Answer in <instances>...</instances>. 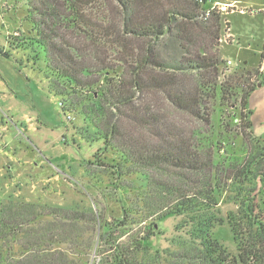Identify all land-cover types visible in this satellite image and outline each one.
Instances as JSON below:
<instances>
[{
    "label": "rangeland",
    "instance_id": "rangeland-1",
    "mask_svg": "<svg viewBox=\"0 0 264 264\" xmlns=\"http://www.w3.org/2000/svg\"><path fill=\"white\" fill-rule=\"evenodd\" d=\"M240 3L247 13L237 12L231 18L219 13L221 27L216 50L221 59L225 56L227 60L222 59L218 82L235 72L248 71L251 76L244 88L254 89L247 98L246 109H241L234 100L221 106L216 103L210 124L205 127L211 140L218 144L220 161L226 166L236 163L244 169L261 154L263 162L251 169L264 179V0H240ZM33 4L39 6L37 0H0V213L11 208L37 216L33 229L59 241L44 245L43 252L61 253L66 264H117L110 245L135 251L137 240L146 235V227L152 222L156 224L154 233L147 241L140 240L142 250L132 256L134 264H212L195 258L190 250L204 241L194 234L195 225L187 223L188 216L156 221L163 213L145 215L153 211L151 202H155L158 193L156 184L165 186L176 170L166 166L162 167V173L160 168H136L137 173H132L131 163L103 147L102 132L97 128L100 121L93 113L98 98L88 94L85 99L79 95L70 101L50 92L46 54L34 43L36 33L30 20L39 17L29 15ZM257 9L263 12L248 15V10ZM230 26L238 37L231 36L226 44ZM57 34L63 37L65 34V40L79 45L70 31L60 29ZM237 47H249L246 61L250 67L234 57ZM161 52L163 59L168 51ZM2 53H7L8 58ZM227 61L231 64L227 65ZM117 74L110 76L120 79L121 73ZM98 84L94 90L99 88ZM150 97L172 131H187V125L198 127V123L187 124L185 114H175V121L171 110L162 108L164 101L160 95L152 93ZM247 110L249 136L245 135L248 131L242 118ZM128 112L131 113L125 111V117L120 114L116 118L120 130L128 140L147 137L149 142H144L155 146L157 131L153 130L152 136L149 129L137 127L127 117ZM253 176L249 175L244 182L240 178L234 184L232 181L230 190L221 192L217 206L207 213L214 224L210 240L230 259L238 258L240 246L254 257L264 256L260 240L252 237L255 225L251 223L254 218L264 219L260 218L264 209V182ZM246 199L248 206L244 203ZM124 216L125 224L120 227ZM113 227L109 244L103 243L102 234ZM20 250L14 246L4 255L7 263L1 264H16L22 259Z\"/></svg>",
    "mask_w": 264,
    "mask_h": 264
},
{
    "label": "trees",
    "instance_id": "trees-1",
    "mask_svg": "<svg viewBox=\"0 0 264 264\" xmlns=\"http://www.w3.org/2000/svg\"><path fill=\"white\" fill-rule=\"evenodd\" d=\"M209 1L37 0L39 6L33 4L29 15L39 17L30 21L36 33L34 43L46 54L50 92L70 101L73 96L85 99L88 94L98 98L93 113L100 121L96 127L102 132L104 149L114 150L131 163L132 173H137L136 168H160L162 173L166 166L176 170L165 186L156 184V200L150 201L153 211L146 213V217L163 213L156 220L160 221L170 216H188L187 223L195 225L194 234L204 241L190 250L202 261L250 264L254 259L255 264H264V256L254 257L242 246H238V258L230 259L210 240L214 224L207 213L217 206L218 195L229 191L232 181L234 184L238 178L244 182L253 174L259 182L264 179L251 169L263 162L261 154L244 169L236 163L226 166L220 161L218 144L211 140L205 127L210 124L216 103L221 106L234 100L246 109L247 98L254 89L244 88L251 76L248 71L235 72L218 82L223 64L216 50L221 16L214 11L205 17ZM60 29L76 35L74 39L79 45L65 40V34H57ZM161 51H168L165 58L170 61L161 59ZM119 72L120 79L110 76ZM96 84L99 88L94 90ZM152 93L161 96L162 108L168 107L175 121V114H185L187 124L198 123V127L187 125V131H172L151 102ZM125 111H131L126 113L127 117L137 127L149 129L148 134L153 136L152 131H157L155 146L144 142H149L147 137L128 140L116 121L120 114L125 117ZM248 114L247 110L246 115H241L247 136L251 135ZM244 203L249 205L247 199ZM8 209L0 213V264L7 263L4 255L14 246L21 249L22 258L16 264H66L61 253L43 252L44 245L59 241L33 229L37 216L28 215L27 210ZM261 214L260 218L264 217V209ZM125 219L126 216L119 222L120 227ZM251 223L255 225L252 237L260 240L264 248V219L254 218ZM155 225L152 222L146 227V235L137 240L135 251L110 245L117 264H134L132 256L142 250L140 240L147 241ZM113 230L114 227L102 234L103 243L109 244Z\"/></svg>",
    "mask_w": 264,
    "mask_h": 264
},
{
    "label": "crops",
    "instance_id": "crops-1",
    "mask_svg": "<svg viewBox=\"0 0 264 264\" xmlns=\"http://www.w3.org/2000/svg\"><path fill=\"white\" fill-rule=\"evenodd\" d=\"M211 3H219V4H222V5H231L235 8L234 11H232L231 13L229 14H226V16L228 15V18H231L232 15H234L235 13H247L245 9V6L243 7V4L240 3V0H210ZM246 4V3H244ZM244 8V9H243ZM248 8H251V7H248ZM263 12V10H260V9H257V11H253V10H248V15L249 16H257V15H260L261 13ZM229 22H230V19H229ZM230 25H231V22H230ZM230 35L232 36V38L236 39V37H238V34L237 33H234L232 27L230 26ZM238 40V39H237ZM239 46V44H238ZM247 48L249 47H237L235 48V50L233 51L234 53V57L240 61H242V63L244 65H246L247 67H250L248 66V61H246V59L248 58V56L246 54H248L249 50H247ZM7 59V58H6ZM222 59L224 60H227V58L225 56H222ZM261 68V67H260ZM262 69V68H261Z\"/></svg>",
    "mask_w": 264,
    "mask_h": 264
},
{
    "label": "built area",
    "instance_id": "built-area-1",
    "mask_svg": "<svg viewBox=\"0 0 264 264\" xmlns=\"http://www.w3.org/2000/svg\"><path fill=\"white\" fill-rule=\"evenodd\" d=\"M199 2L201 3L202 0H199ZM234 10H235V8L233 6H231V5H222V4H219V3H215L214 4V3H211L209 1V5H208V7L205 10L204 15H205V17H209L210 14L212 12H214V11H216L217 13H221V14H225L226 15V14L231 13ZM230 39H231V35H229V33H228L227 34V37L225 39L226 44H228L227 40L230 41ZM226 64L227 65H230L231 62L230 61H227ZM59 106L62 108L63 104L60 102L59 103Z\"/></svg>",
    "mask_w": 264,
    "mask_h": 264
},
{
    "label": "water",
    "instance_id": "water-1",
    "mask_svg": "<svg viewBox=\"0 0 264 264\" xmlns=\"http://www.w3.org/2000/svg\"><path fill=\"white\" fill-rule=\"evenodd\" d=\"M257 86H258V87H260V86H261V84H258Z\"/></svg>",
    "mask_w": 264,
    "mask_h": 264
}]
</instances>
